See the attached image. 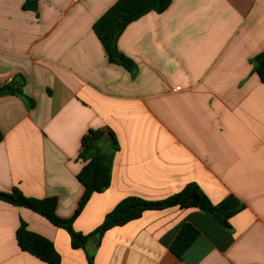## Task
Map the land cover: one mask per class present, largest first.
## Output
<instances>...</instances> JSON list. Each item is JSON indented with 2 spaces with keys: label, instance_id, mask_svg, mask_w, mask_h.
Returning <instances> with one entry per match:
<instances>
[{
  "label": "crops",
  "instance_id": "0c3cea01",
  "mask_svg": "<svg viewBox=\"0 0 264 264\" xmlns=\"http://www.w3.org/2000/svg\"><path fill=\"white\" fill-rule=\"evenodd\" d=\"M119 0H0V191L56 198L75 213L82 139L113 132L119 144L111 186L94 194L74 222L92 233L123 199L159 201L188 184L215 205L230 196L244 209L230 229L197 209L148 211L88 250L95 264H264V0H172L117 40L133 73L109 62L94 31ZM33 103V106H32ZM21 222L50 240L61 264H88L67 232L29 209L0 201V264H46L18 246ZM185 224L200 236L176 258Z\"/></svg>",
  "mask_w": 264,
  "mask_h": 264
},
{
  "label": "trees",
  "instance_id": "16d2710c",
  "mask_svg": "<svg viewBox=\"0 0 264 264\" xmlns=\"http://www.w3.org/2000/svg\"><path fill=\"white\" fill-rule=\"evenodd\" d=\"M38 1L27 0L24 8L35 10ZM171 3L172 0H119L115 3L94 25L95 34L103 45L109 62L133 73L136 69L135 63L121 54L117 48L119 36L130 24L149 13H164ZM254 64L255 72L264 84V53L257 56ZM17 94L21 95L22 90L15 84L0 89V96ZM3 138L0 131V143ZM81 145L82 150L78 161L84 165L77 179L83 186L84 192L72 217L62 219L57 215L58 200L56 198L42 200L29 198L18 189L11 192L0 191V201L29 209L48 220L53 226L66 231L70 236L72 249L84 251L88 264H95L94 254L88 250L92 240H101L111 229L136 221L145 212L173 208L197 209L222 227L230 229V219L244 209V205L233 196L215 205L199 185L192 183L179 193L159 201L145 200L135 196L127 197L115 206L103 223L92 233L84 235L76 232L73 227L74 222L82 214L91 197L105 192L111 186L113 161L115 154L119 151L115 134L100 129L89 130L83 137ZM199 236L200 232L194 226L185 224L170 246L171 253L178 259L182 258ZM16 238L22 251L46 264H61L62 256L57 252L54 244L45 237L29 231L24 222H21Z\"/></svg>",
  "mask_w": 264,
  "mask_h": 264
},
{
  "label": "rangeland",
  "instance_id": "374dc122",
  "mask_svg": "<svg viewBox=\"0 0 264 264\" xmlns=\"http://www.w3.org/2000/svg\"><path fill=\"white\" fill-rule=\"evenodd\" d=\"M68 234V233H67ZM68 236H69V234H68ZM70 237V236H69Z\"/></svg>",
  "mask_w": 264,
  "mask_h": 264
}]
</instances>
